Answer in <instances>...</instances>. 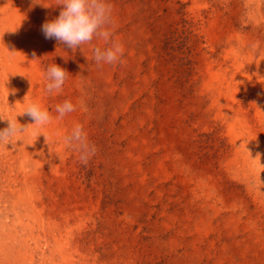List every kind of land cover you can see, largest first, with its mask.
Instances as JSON below:
<instances>
[{"label":"rangeland","instance_id":"obj_1","mask_svg":"<svg viewBox=\"0 0 264 264\" xmlns=\"http://www.w3.org/2000/svg\"><path fill=\"white\" fill-rule=\"evenodd\" d=\"M12 1L7 13L33 14L38 64L19 63L29 84L45 91L46 68H65L62 91L44 92L47 108L55 119V106L70 100L76 110L60 119L65 137L81 124L97 149L85 166L56 142L52 184L44 167V188L35 189L66 208L69 238L81 247L70 259L264 264V0H111L124 46L116 66L97 65L92 45L72 52L44 38L42 24L60 12L56 0ZM10 65L0 60V116L24 126L14 113L24 85ZM19 137L0 148L1 161L27 144L26 132Z\"/></svg>","mask_w":264,"mask_h":264},{"label":"bare ground","instance_id":"obj_2","mask_svg":"<svg viewBox=\"0 0 264 264\" xmlns=\"http://www.w3.org/2000/svg\"><path fill=\"white\" fill-rule=\"evenodd\" d=\"M5 1L12 0H0V16H7L0 21V60L10 62L11 65L6 67L19 79V84L23 82L24 87L26 86L19 88L21 89V93H19L22 95L14 99L17 106L16 112H14L15 116L17 115V120H21L25 126V124H30V120L26 116L18 114L30 104L31 94L36 96L32 102L47 108L45 91L42 89L43 83L39 82L37 88H35V84H29L30 76L28 75L30 74L26 72L28 70L24 71L19 66L20 61L29 59V63H32L34 69L36 68L37 54L39 53L36 46L38 39L32 23L33 14L26 12L22 7H16L12 14H9ZM236 49L245 58L249 55L248 48L241 43L237 44ZM33 53L36 60H33ZM1 68L4 66L1 65ZM107 83L109 84L106 85L108 89L111 85L109 82ZM6 86L10 90L11 82L8 81ZM12 96L14 97V95ZM7 98L8 96L5 98V103H8ZM109 99L111 101L112 98L109 96ZM214 103L217 106L223 105L216 97H214ZM14 113L12 114L14 115ZM64 128V121L55 119L43 128L35 125L30 127L29 125L26 132L28 135L27 144L18 142L17 155L10 157L7 161L0 160V171L2 170L0 172V199H2L0 204L5 203L4 209H0V224L2 223L0 226V264H84L80 258L70 259L69 253L71 251V253H78L81 247L70 239L68 233L70 229L67 228L70 222L67 219L66 208H62L60 205L61 208H56L52 200L49 201L40 193L44 188V178L39 176L44 167H47V171L44 170L47 172L46 181H49L50 186L52 184L51 161L56 153L58 142L59 145L65 143ZM57 130H59L58 134ZM232 132L235 133L234 128ZM16 139H20V137L17 136ZM60 147L57 152L62 150ZM31 167L35 176L28 170ZM36 186L40 188V192L39 190L35 191ZM7 222L11 224H6ZM31 243L35 244L33 253L38 255V260L34 259L33 254L30 255L32 253Z\"/></svg>","mask_w":264,"mask_h":264},{"label":"clouds","instance_id":"obj_3","mask_svg":"<svg viewBox=\"0 0 264 264\" xmlns=\"http://www.w3.org/2000/svg\"><path fill=\"white\" fill-rule=\"evenodd\" d=\"M56 7L60 8L59 15L46 20L41 26L45 39L55 40L72 52L77 49L83 52L84 46L92 45L93 60L97 65L116 66L122 61L124 46L115 38L114 5L111 0H56ZM94 40L101 42L103 47L94 46ZM33 60H36L34 53ZM68 75L65 68L56 63L50 64L45 71V91L49 94H59ZM75 110L73 103L65 100L55 106V119H63ZM18 115L26 116L32 123L22 126L0 116V119L8 122L6 127L0 128V148L9 145L14 147L13 138L27 132L29 125L43 128L53 121L49 110L35 102L30 103ZM15 120L17 121V116ZM65 142L78 154L80 163L85 166L96 154V146L88 141L81 124L74 126L71 134L65 137Z\"/></svg>","mask_w":264,"mask_h":264}]
</instances>
